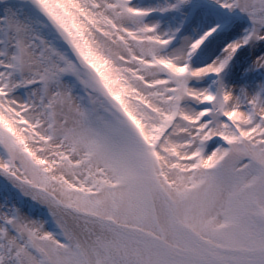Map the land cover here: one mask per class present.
Listing matches in <instances>:
<instances>
[{
  "label": "snow or ice",
  "instance_id": "obj_1",
  "mask_svg": "<svg viewBox=\"0 0 264 264\" xmlns=\"http://www.w3.org/2000/svg\"><path fill=\"white\" fill-rule=\"evenodd\" d=\"M0 264H264V0H0Z\"/></svg>",
  "mask_w": 264,
  "mask_h": 264
}]
</instances>
